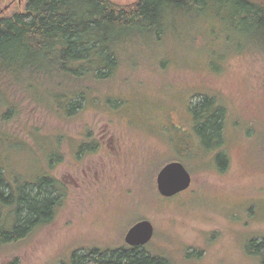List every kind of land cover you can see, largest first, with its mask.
<instances>
[{
	"label": "rangeland",
	"instance_id": "1",
	"mask_svg": "<svg viewBox=\"0 0 264 264\" xmlns=\"http://www.w3.org/2000/svg\"><path fill=\"white\" fill-rule=\"evenodd\" d=\"M25 4L0 0V17ZM225 17L183 14L159 42L140 37L126 45L112 78L70 117L16 86H0L6 186L31 191L44 176L56 200L47 223L0 247V264H69L72 254L113 251L140 220L153 226L141 250L170 264H262L248 246L264 243V51L255 49L252 29ZM190 20L202 25L200 33ZM203 95L225 113L224 172L192 134L189 110ZM112 97L120 101L113 108L101 100ZM172 161L185 167L191 186L163 198L155 177ZM1 208L8 230L15 210Z\"/></svg>",
	"mask_w": 264,
	"mask_h": 264
},
{
	"label": "trees",
	"instance_id": "2",
	"mask_svg": "<svg viewBox=\"0 0 264 264\" xmlns=\"http://www.w3.org/2000/svg\"><path fill=\"white\" fill-rule=\"evenodd\" d=\"M208 10L217 18L225 13L224 20L232 25L240 21L239 27L247 32L252 29L255 41L260 42L255 49L264 51V3L260 0H137L127 6L111 0H26L23 11L0 17V86H16L31 95L30 99L52 102L61 115L73 116L81 99L97 93L96 88L112 78L120 49L138 43L140 37L159 42L161 36L175 30L177 17ZM189 23L193 32L202 31L199 23ZM201 97L191 108L192 134L204 152L214 153L217 169L224 172L225 113L213 106L211 97ZM101 100L111 108L120 102L113 97ZM7 184L0 172V209L12 206L17 217L10 229L2 230L0 212V247L25 236L36 224L47 223L56 202L44 176L33 184L34 193V189L23 188L12 192ZM248 249L260 255L264 264V243L253 241ZM143 251L123 241L113 251L72 254L69 264H170Z\"/></svg>",
	"mask_w": 264,
	"mask_h": 264
},
{
	"label": "water",
	"instance_id": "3",
	"mask_svg": "<svg viewBox=\"0 0 264 264\" xmlns=\"http://www.w3.org/2000/svg\"><path fill=\"white\" fill-rule=\"evenodd\" d=\"M264 3V0H260ZM157 193L163 198H171L186 191L191 184V176L178 161L162 166L156 174ZM153 236V226L148 220L134 223L124 235V243L129 247H143Z\"/></svg>",
	"mask_w": 264,
	"mask_h": 264
},
{
	"label": "flooded vegetation",
	"instance_id": "4",
	"mask_svg": "<svg viewBox=\"0 0 264 264\" xmlns=\"http://www.w3.org/2000/svg\"><path fill=\"white\" fill-rule=\"evenodd\" d=\"M189 112L191 113V109L189 110ZM191 116H192V114H191ZM227 161H228V160H227ZM190 186H191V185H190ZM190 186H189V187H190ZM188 189H189V188H188ZM188 189H187V190H188ZM130 248H132V247H130ZM133 248H134V247H133ZM135 248H139V247H135ZM140 248H142V247H140Z\"/></svg>",
	"mask_w": 264,
	"mask_h": 264
}]
</instances>
